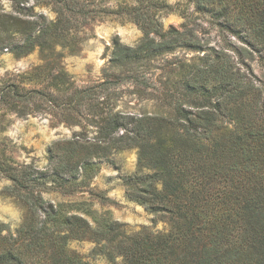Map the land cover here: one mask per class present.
<instances>
[{
	"label": "trees",
	"instance_id": "1",
	"mask_svg": "<svg viewBox=\"0 0 264 264\" xmlns=\"http://www.w3.org/2000/svg\"><path fill=\"white\" fill-rule=\"evenodd\" d=\"M5 1L0 52L37 51L39 63L0 77V174L24 211L14 231L0 224V264H91L69 246L73 240L93 242L107 264H264V81L246 63L256 54L264 65V0H184L217 31L218 48L193 28L165 29L161 13L172 10L165 0L124 4L119 12L142 37L134 45L114 39L110 71L86 86L75 84L63 59L81 51L91 23L112 10L90 0ZM177 48L196 54L167 61L162 69L184 74L157 86L153 61ZM124 82L172 112L118 108L115 90ZM12 115L49 116L78 129L48 148L50 162L40 169L13 158L3 136ZM125 149L137 153L126 193L165 215V229L128 232L110 218L92 225L44 198L86 187L100 162Z\"/></svg>",
	"mask_w": 264,
	"mask_h": 264
},
{
	"label": "rangeland",
	"instance_id": "2",
	"mask_svg": "<svg viewBox=\"0 0 264 264\" xmlns=\"http://www.w3.org/2000/svg\"><path fill=\"white\" fill-rule=\"evenodd\" d=\"M97 7L112 10L100 20H95L90 25V33L81 45V51L76 54H66L63 62L65 69L80 86L91 85L100 81L104 70L110 71V52L114 39L126 45H134L142 37L139 26L127 19V15L120 13L121 6L127 3L134 4L148 0H90ZM172 6L168 13H161L160 19L164 28L172 26L177 30L193 28L201 41H207L208 46L219 47L220 37L217 31L206 21L204 17L193 12V5L184 0H165ZM3 4L8 6L5 0ZM48 17L53 13L48 7H37ZM234 45L240 46V42L232 39ZM185 49L177 48L174 52L157 58L153 61L154 78L157 86L169 78V82L178 81L183 69H174L166 72L162 69L167 61L177 64L195 55ZM39 63L38 52L34 51L27 56L18 57L10 51L0 52V77L7 73H16L28 69ZM246 63L252 73L264 81V65L255 54L246 59ZM160 80V81H159ZM133 86L124 82L118 85L115 93L119 100L117 106L125 111L140 114L142 112L170 114L173 107L156 98L138 97L133 93ZM116 97V98H117ZM9 122L3 136L7 137L8 148L12 150L13 158L20 163H33L34 166L43 169L50 162L48 148L56 141L69 138L73 130L64 124H56L49 116L37 115L29 117L9 116ZM137 153L135 149H125L115 153L110 160L100 162V169L90 179L86 187L75 185L72 192H60L50 190L43 192L46 199H50L59 206L62 213L76 212L85 217L92 225L104 218H110L126 224L128 232L147 227L154 231H161L167 227L165 215L148 211L144 205L137 203L128 197L123 182L124 176L136 170ZM10 181L0 174V224L4 225L3 232L12 231L23 220V207L5 189ZM49 185V184H48ZM104 197V198H103ZM69 246L85 256L91 264H107V259L94 249L95 244L88 240H73Z\"/></svg>",
	"mask_w": 264,
	"mask_h": 264
}]
</instances>
